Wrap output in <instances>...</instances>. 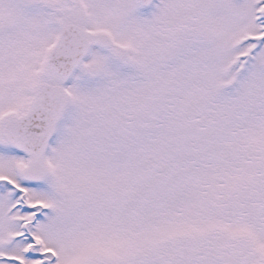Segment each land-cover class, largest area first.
<instances>
[{"label":"snow or ice","instance_id":"snow-or-ice-1","mask_svg":"<svg viewBox=\"0 0 264 264\" xmlns=\"http://www.w3.org/2000/svg\"><path fill=\"white\" fill-rule=\"evenodd\" d=\"M0 264H264V0H0Z\"/></svg>","mask_w":264,"mask_h":264}]
</instances>
